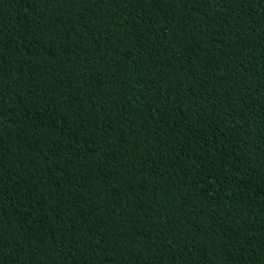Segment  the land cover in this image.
I'll list each match as a JSON object with an SVG mask.
<instances>
[{"label": "trees", "instance_id": "1", "mask_svg": "<svg viewBox=\"0 0 264 264\" xmlns=\"http://www.w3.org/2000/svg\"><path fill=\"white\" fill-rule=\"evenodd\" d=\"M0 264H264V0H0Z\"/></svg>", "mask_w": 264, "mask_h": 264}]
</instances>
